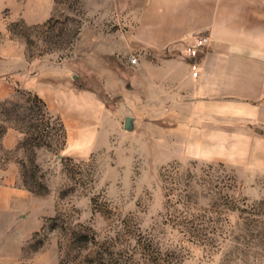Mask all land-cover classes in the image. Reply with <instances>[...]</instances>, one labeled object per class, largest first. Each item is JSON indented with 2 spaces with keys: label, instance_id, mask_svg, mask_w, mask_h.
I'll return each mask as SVG.
<instances>
[{
  "label": "rangeland",
  "instance_id": "1",
  "mask_svg": "<svg viewBox=\"0 0 264 264\" xmlns=\"http://www.w3.org/2000/svg\"><path fill=\"white\" fill-rule=\"evenodd\" d=\"M151 1L0 0V231L22 264H264V174L186 157L144 105L166 67Z\"/></svg>",
  "mask_w": 264,
  "mask_h": 264
},
{
  "label": "crops",
  "instance_id": "2",
  "mask_svg": "<svg viewBox=\"0 0 264 264\" xmlns=\"http://www.w3.org/2000/svg\"><path fill=\"white\" fill-rule=\"evenodd\" d=\"M156 4L151 1L145 12L158 13L159 21L143 25L162 31L166 67L158 86L146 80L144 105H160L166 112L161 116L175 118L176 141L186 157L264 174V0H165L159 9ZM175 30L182 32L174 36ZM202 37L207 46L190 57L189 42ZM192 64L199 66L198 78ZM7 192L0 189V205H7ZM7 243V232L0 231V264H22Z\"/></svg>",
  "mask_w": 264,
  "mask_h": 264
},
{
  "label": "built area",
  "instance_id": "3",
  "mask_svg": "<svg viewBox=\"0 0 264 264\" xmlns=\"http://www.w3.org/2000/svg\"><path fill=\"white\" fill-rule=\"evenodd\" d=\"M208 43V38L207 37H202L199 38L195 41V43L193 44V46L188 48V54L190 57L192 58H196L199 56V54L201 53V51L207 46ZM133 64H135L137 62L136 59L132 60ZM191 71H192V75L194 78H198L199 74H200V69L198 64H192L191 65Z\"/></svg>",
  "mask_w": 264,
  "mask_h": 264
},
{
  "label": "trees",
  "instance_id": "4",
  "mask_svg": "<svg viewBox=\"0 0 264 264\" xmlns=\"http://www.w3.org/2000/svg\"><path fill=\"white\" fill-rule=\"evenodd\" d=\"M28 96L30 97V98H34L35 100H37L38 102H40V104H42L41 106H42V108H44V110H45V114H46V116L47 117H49L50 119L51 118H54L53 117V115H51V113L49 112V110H48V108H47V105L44 103V101L42 100V99H40L39 97H38V95H33V94H28ZM59 124H60V126L62 127V130H63V125H62V123H60L59 122Z\"/></svg>",
  "mask_w": 264,
  "mask_h": 264
}]
</instances>
